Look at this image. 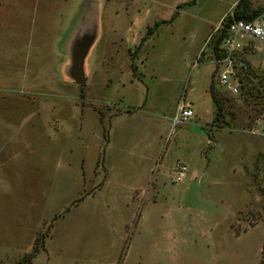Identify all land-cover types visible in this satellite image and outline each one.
Listing matches in <instances>:
<instances>
[{
    "label": "rangeland",
    "instance_id": "374dc122",
    "mask_svg": "<svg viewBox=\"0 0 264 264\" xmlns=\"http://www.w3.org/2000/svg\"><path fill=\"white\" fill-rule=\"evenodd\" d=\"M193 1L0 0V264H264V44L231 94Z\"/></svg>",
    "mask_w": 264,
    "mask_h": 264
},
{
    "label": "built area",
    "instance_id": "2783aa9c",
    "mask_svg": "<svg viewBox=\"0 0 264 264\" xmlns=\"http://www.w3.org/2000/svg\"><path fill=\"white\" fill-rule=\"evenodd\" d=\"M226 18L230 19L229 22L224 21ZM222 29L225 30L226 34L222 38L218 49H211L209 60L216 66L219 85L231 94L236 95L239 93L238 88L241 83L236 76V70L247 72V66L238 58V54L255 43L264 44V13L257 15L251 21H245L234 19L233 13L229 12L208 35L205 45L208 46L210 41H213ZM206 48L204 49L206 50ZM193 115L191 104L181 101L177 109V115L172 120L173 124H184ZM260 124L261 131L264 134V117ZM186 172V166L178 165L174 172V182L176 184L184 182Z\"/></svg>",
    "mask_w": 264,
    "mask_h": 264
},
{
    "label": "trees",
    "instance_id": "16d2710c",
    "mask_svg": "<svg viewBox=\"0 0 264 264\" xmlns=\"http://www.w3.org/2000/svg\"><path fill=\"white\" fill-rule=\"evenodd\" d=\"M193 2L195 3V0ZM263 12H264V10H262V9H254L252 7V3L250 0H239L237 2V4L235 5V7L233 8V11H232L234 19L245 20V21H251L257 15H259ZM229 20H230L229 18H226L224 21L229 22ZM151 30H152V28L148 29V34L152 33ZM225 34H226V32L224 29H222L218 32L217 36L215 37V39L213 40V43H212L213 50L218 49V46L220 45L221 40L225 36ZM209 92H210L212 100L214 101V103L216 105V113H215V117H214V122L217 123L219 121V117L221 116L223 109H222V105L218 102V99L216 97V91L214 88L213 78H212L211 84L209 86ZM32 259L33 258L31 257V255H28V256L24 257L23 260L21 262H19L18 264H31Z\"/></svg>",
    "mask_w": 264,
    "mask_h": 264
},
{
    "label": "crops",
    "instance_id": "0c3cea01",
    "mask_svg": "<svg viewBox=\"0 0 264 264\" xmlns=\"http://www.w3.org/2000/svg\"><path fill=\"white\" fill-rule=\"evenodd\" d=\"M251 3H252V7L254 8V9H262V10H264V0H251ZM237 4V2L235 1L233 4H232V7L234 8L235 7V5ZM264 13V12H263ZM227 14H225L224 16H222V18L219 20V22L218 23H220V21L226 16ZM210 34V33H209ZM208 34V35H209ZM205 39H207V38H205ZM205 42H206V40H205ZM205 42L203 43V45H201V47L199 48V50L197 51V53H196V60H197V62H198V59H200L199 57H201V56H203L204 55V53H206V50L204 49V45H205ZM258 44H260V43H258ZM262 45V44H261ZM251 49H254V44L252 45V46H250V47H247V48H245V50H243V51H241V52H239V54H238V58L240 59V60H242L246 65H249V56H251V54H250V52H249V50H251ZM247 51H248V54H246L247 53ZM246 54V56H248L247 57V59L244 57V55ZM209 56H210V53H209V55H208V58H209ZM209 61H211V60H209ZM250 62H252V61H250ZM191 66H194L195 64L193 63V64H190ZM210 86V85H209ZM208 93L210 94V92L208 91ZM211 96V95H210ZM261 123V120H260V122L257 124V125H261L260 124Z\"/></svg>",
    "mask_w": 264,
    "mask_h": 264
},
{
    "label": "water",
    "instance_id": "95a60500",
    "mask_svg": "<svg viewBox=\"0 0 264 264\" xmlns=\"http://www.w3.org/2000/svg\"><path fill=\"white\" fill-rule=\"evenodd\" d=\"M85 49L86 48H82L80 52L75 54V58H73L72 76L78 85H82L85 81L83 77Z\"/></svg>",
    "mask_w": 264,
    "mask_h": 264
}]
</instances>
